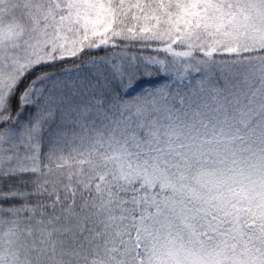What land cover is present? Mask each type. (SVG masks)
I'll use <instances>...</instances> for the list:
<instances>
[{
    "label": "snow or ice",
    "instance_id": "6c2138e0",
    "mask_svg": "<svg viewBox=\"0 0 264 264\" xmlns=\"http://www.w3.org/2000/svg\"><path fill=\"white\" fill-rule=\"evenodd\" d=\"M0 264H264V0H0Z\"/></svg>",
    "mask_w": 264,
    "mask_h": 264
}]
</instances>
